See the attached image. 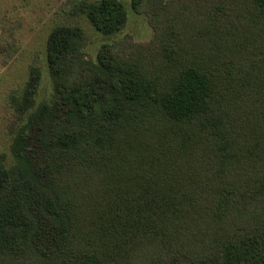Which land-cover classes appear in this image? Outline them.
<instances>
[{
    "label": "trees",
    "instance_id": "16d2710c",
    "mask_svg": "<svg viewBox=\"0 0 264 264\" xmlns=\"http://www.w3.org/2000/svg\"><path fill=\"white\" fill-rule=\"evenodd\" d=\"M205 4L161 14L145 52L90 58L80 26L51 29L49 97L34 66L11 95L0 264H264V0ZM73 13L103 37L126 23L120 0Z\"/></svg>",
    "mask_w": 264,
    "mask_h": 264
},
{
    "label": "rangeland",
    "instance_id": "374dc122",
    "mask_svg": "<svg viewBox=\"0 0 264 264\" xmlns=\"http://www.w3.org/2000/svg\"><path fill=\"white\" fill-rule=\"evenodd\" d=\"M78 1L0 0V153L9 154L11 133L19 119L11 103V95L21 93L30 66L39 68L40 72L36 104L47 99L51 93L45 42L55 25L80 26L85 32L87 57L93 58L103 44L114 45V48L134 45L143 52L156 46L159 48V31L154 22L167 23L161 14L188 5L200 10L206 8V0H160L165 10L153 9L145 4L135 12L130 0H120L125 9L126 23L115 35L103 37L90 27L84 17L73 13ZM170 24L175 25V32L185 28L183 19Z\"/></svg>",
    "mask_w": 264,
    "mask_h": 264
}]
</instances>
